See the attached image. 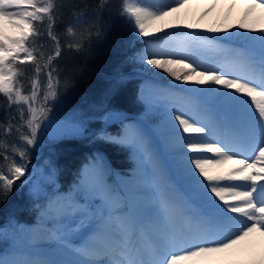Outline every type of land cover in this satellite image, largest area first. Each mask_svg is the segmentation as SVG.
Instances as JSON below:
<instances>
[{
  "label": "snow or ice",
  "instance_id": "1",
  "mask_svg": "<svg viewBox=\"0 0 264 264\" xmlns=\"http://www.w3.org/2000/svg\"><path fill=\"white\" fill-rule=\"evenodd\" d=\"M110 3H74L72 15L86 17V25L70 23L57 31L64 0H0V197L5 200L17 181L27 179L30 152L41 139L85 134L86 119L53 115L55 103L72 86L56 61L64 49L82 52L86 38L100 37ZM199 5L203 11H192ZM116 15L143 42L136 56L142 70L172 81L157 89L155 99L164 103L158 135L176 180L145 149L138 125L115 136L99 135L110 144L145 149L152 161L155 239L140 229L137 243L132 218L113 216L122 207L121 195L105 187L97 160L88 166L92 190L103 193L97 207L80 191L62 202L69 210L54 230L37 233L17 224L27 248L20 250L13 239L0 264H264V0H119ZM124 79L118 76L117 84ZM116 92L110 90L109 97ZM33 194L38 197L39 191ZM114 219L119 239L109 232ZM81 231L74 242L72 236ZM45 237L55 247L35 252Z\"/></svg>",
  "mask_w": 264,
  "mask_h": 264
},
{
  "label": "trees",
  "instance_id": "2",
  "mask_svg": "<svg viewBox=\"0 0 264 264\" xmlns=\"http://www.w3.org/2000/svg\"><path fill=\"white\" fill-rule=\"evenodd\" d=\"M64 3L67 7L56 30L65 29L70 23L86 25L87 18L79 17L77 20L70 9L74 3L83 6L84 3H94V0H64ZM118 5L119 0H111L109 8L103 12V31L99 38L93 36L90 42L86 38L82 52L64 49L62 57L56 61L63 69V77L70 79L72 86L55 103L53 112L63 109L69 115L86 119L83 136L48 142L30 152V160L37 165L50 167L51 162L56 170L59 192L74 194L75 188L82 185L85 165L98 156L104 157L120 175L134 174L140 168L142 157L132 149L107 143L99 135L107 133L115 136L125 129L129 121L138 118H144L146 126H149L160 121L163 115L161 107L149 110L142 86L147 79L152 83L159 80L165 83L171 78L156 72L159 75V79H156L141 69L136 56L143 48V42L138 43L129 26L116 15ZM62 39L66 41L71 38L62 35ZM118 76L125 78L120 84H117ZM112 89H117V92L110 98ZM0 103H3L2 97ZM115 111H123L126 115L104 124L105 117ZM2 118L3 113L0 112ZM3 163L0 161V164ZM100 197L95 195L94 198L98 200ZM37 198L27 192L25 182L21 184L17 181L6 200L0 197V227L13 218L22 222H39L44 214L39 209L44 205H47V209L49 197Z\"/></svg>",
  "mask_w": 264,
  "mask_h": 264
},
{
  "label": "rangeland",
  "instance_id": "3",
  "mask_svg": "<svg viewBox=\"0 0 264 264\" xmlns=\"http://www.w3.org/2000/svg\"><path fill=\"white\" fill-rule=\"evenodd\" d=\"M197 9H199V6L198 7L197 6L192 7V11L199 13V10H197ZM217 10L220 11V9H217ZM239 11H240V9L238 7L233 12V16L238 14ZM189 18H191V17H189ZM233 22H235V21H233ZM141 69H142V67H141ZM146 72L150 73L149 75L152 77H155L156 79L159 78V75H158V73H156L157 71H155V70L146 71ZM147 80L148 81L144 82V84L142 86V89H143L142 91H143V96L145 97L146 104H147L149 110H156V109L161 107L162 111H163L164 110V103L162 101H160V102L156 101L155 93H156L157 89L168 88L172 84V81H168L166 83H162L161 81H159L157 83H152L150 79H147ZM64 114L67 116H65ZM53 115L57 119H60V120H63V119H69L70 120V119H73L74 117H76L74 115H69L68 112L65 113L63 109H60L59 111L55 110L53 112ZM124 116H125V113L122 111L113 112L110 115L106 116L104 124L114 122V120H119ZM160 121L156 122L155 124H152L150 127H146V122H145L144 118H138V120H136V121H129L127 123V126L138 125L143 130V132L145 134V149L151 150L158 157H160V155L162 153L165 154V152H166L165 149H161V147H159L158 143H160V142H156L153 140L154 139L153 135H155L158 138L157 141L160 140L159 135H158V125H159ZM124 130L125 129H123V131ZM52 141L53 140H51L49 138H43L40 140L39 146L44 145L45 143H48V142H52ZM145 149H141V150H138L136 148L132 149L134 153H137L142 157V163L139 166L140 168L137 170V172L138 171L139 172H138V176L136 178H134V179L120 178L116 174H113L114 178L116 179L117 185L120 187L122 193L119 190H117L116 185L113 184L112 175H111L112 170H111V168L108 167V164L103 157L99 156V157H97V159H91L85 165V168L83 171V180H82L81 190L76 188L74 194H64L62 192L59 193V191H57L58 182H57V178H56V172H55L56 170L53 168L54 182L50 184L49 178H48L49 167L37 165L34 161L30 160V163L28 166L29 167V175H28L27 179L24 181L26 190L35 199H38V198L33 193H35L37 191H39L38 197H43V196L50 197L49 206H48L47 210L45 211L42 220L38 223H26V222L18 221L15 218H13V219H11L10 222L4 224L3 227L2 226L0 227V256L6 257L11 253V251H12L11 243H12L13 239L16 240L17 247L20 250H24L27 248V240H26L24 234L22 232H19L18 230H16L17 224L20 226V228L30 229L33 232L45 233V234L54 230L55 228H57L59 226V219H60L61 215L67 213L69 210V207L67 204H63V206H61L62 202L69 200L72 196L79 195L80 191H81L82 198L85 201H88L90 203V206L97 207V205L95 204L96 200L94 198L95 197L94 194H98L100 196H103V193L102 192H95L94 190H92L90 184L94 182V177L92 175H89V168H88V166L90 164H93L94 161H97V160L99 161V163L102 164V166L104 168L102 178H103V182H104L105 187L107 189H114L115 191H117L121 195L122 207L118 208L113 213V216L115 217V216L124 215V214H127L129 216L128 213L131 212L130 204L134 203L138 206L140 205L138 203V201L136 200V198H134V196L137 194V192L139 190H143L142 192L150 191L151 190L150 187L153 184V181L156 179V177L153 174V165L148 162L149 159L147 157ZM167 161L169 164L170 160L168 157H167ZM173 175H174V177H176L175 172H173ZM130 180H131V182H130ZM132 181H133V183H132ZM153 187H154V184H153ZM55 191H57V192H55ZM155 193H158V192H155ZM154 194L153 195L147 194L146 195L147 199L153 200L154 202H156L153 198ZM142 209H148V208H146V206H144V204H142L139 206V210H142ZM149 210H151V209H149ZM154 212L156 214H158L157 211H154ZM156 218H157V216H156ZM115 221L119 222L118 220L114 219L113 222H115ZM141 228L142 227H140V229ZM109 232L114 234L116 236V238H117V236L121 237V230L119 228H116L114 225H111ZM82 236H83V231L73 235L72 240L76 243H79ZM54 247H55L54 242L48 240L45 237V239L42 238V241L40 242L39 245L36 246L34 251L38 252V253H44L47 251H51ZM59 258L60 259H71V257H66V256H61Z\"/></svg>",
  "mask_w": 264,
  "mask_h": 264
},
{
  "label": "bare ground",
  "instance_id": "4",
  "mask_svg": "<svg viewBox=\"0 0 264 264\" xmlns=\"http://www.w3.org/2000/svg\"><path fill=\"white\" fill-rule=\"evenodd\" d=\"M198 7V6H197ZM204 5H199V9H197V10H199V12L200 11H202L203 9H204ZM218 11V10H217ZM157 137L155 138L154 137V141H156V142H160V140H158L157 141ZM158 145H159V147H161V149H164V147H163V145L161 144V142L160 143H158ZM159 159H160V163H161V166H162V170H163V173L165 174V175H168V176H170V174L172 173V172H174V169L172 168V165H171V162L169 161V164H168V161H167V153L165 152V154L164 155H160V157H159ZM150 164H152V161L151 160H149L148 161ZM153 165V164H152ZM151 165V166H152ZM151 190L150 191H146V192H142L143 190H139L138 192H137V194L135 195V198H136V200L138 201V203L140 204V205H142V204H144V206H146V208H148V209H142V210H139V212H140V214H141V216H142V220H143V222L145 223V224H148L147 226L150 228V230H151V233H152V235H155L154 233H153V231H152V226H153V224H154V222L156 221L155 219H156V216H158V214H156L154 211H157V207H156V204H155V202L153 201V200H149V199H147V197H146V195L147 194H150V195H153L155 192H157V188L155 187V185H154V187H153V184L151 185ZM142 192V193H141ZM153 198H154V200L156 201L157 200V198H158V193H155L154 194V196H153ZM139 205V206H140ZM149 209H151V210H149ZM153 210V211H152ZM158 212V211H157ZM137 231V230H136ZM141 236V235H140ZM113 239H115L116 238V236L114 235V237H112ZM40 249V248H39Z\"/></svg>",
  "mask_w": 264,
  "mask_h": 264
}]
</instances>
